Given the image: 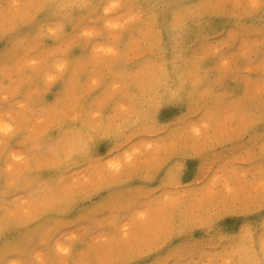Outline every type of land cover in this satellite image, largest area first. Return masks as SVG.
<instances>
[{
    "label": "rangeland",
    "instance_id": "1",
    "mask_svg": "<svg viewBox=\"0 0 264 264\" xmlns=\"http://www.w3.org/2000/svg\"><path fill=\"white\" fill-rule=\"evenodd\" d=\"M0 264H264V0H0Z\"/></svg>",
    "mask_w": 264,
    "mask_h": 264
}]
</instances>
